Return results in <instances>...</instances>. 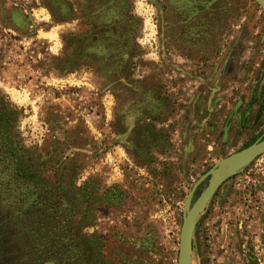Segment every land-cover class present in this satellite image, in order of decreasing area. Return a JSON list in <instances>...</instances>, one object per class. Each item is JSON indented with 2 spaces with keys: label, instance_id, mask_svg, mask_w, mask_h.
I'll return each instance as SVG.
<instances>
[{
  "label": "rangeland",
  "instance_id": "1",
  "mask_svg": "<svg viewBox=\"0 0 264 264\" xmlns=\"http://www.w3.org/2000/svg\"><path fill=\"white\" fill-rule=\"evenodd\" d=\"M0 92L22 109L26 147L69 143L77 186L97 192L83 231L114 264H179L193 184L264 139V9L0 0ZM209 179L190 202L187 263L264 264V152L198 204Z\"/></svg>",
  "mask_w": 264,
  "mask_h": 264
},
{
  "label": "trees",
  "instance_id": "2",
  "mask_svg": "<svg viewBox=\"0 0 264 264\" xmlns=\"http://www.w3.org/2000/svg\"><path fill=\"white\" fill-rule=\"evenodd\" d=\"M22 116L0 92V264H114L103 237L83 231L97 192L91 179L77 186L69 143L26 147Z\"/></svg>",
  "mask_w": 264,
  "mask_h": 264
},
{
  "label": "water",
  "instance_id": "3",
  "mask_svg": "<svg viewBox=\"0 0 264 264\" xmlns=\"http://www.w3.org/2000/svg\"><path fill=\"white\" fill-rule=\"evenodd\" d=\"M254 1L260 7H262L264 9V0H254ZM263 152H264V139L259 141L257 144H254L248 148L242 149L241 151L231 155L230 157H227V158L217 162L216 164H214L212 166V168H210L208 170V172L206 174H204L199 180H197L193 184V186H192V188H191V190H190V192L186 198L185 205H184V214H183L182 226H181L180 235H179V247H178L179 248V250H178L179 264H188L187 263L188 251H189L188 236H189L190 225H191L190 224L191 216H192V212L195 208V206L193 208H190V202H191V199H192V196H193L195 190L200 185V183L206 177H210L209 184L205 188L202 196L200 197L198 204H201L210 195V193L213 191L214 186L219 181L224 179L225 176H227L230 173L235 172L236 170L240 169L245 164L254 160L257 156H259ZM236 158H239L240 161L238 162L237 166H235V168L233 170H231L229 173H227L226 175H224L220 179H218L216 181L213 180V174L216 170H218L221 166L233 161Z\"/></svg>",
  "mask_w": 264,
  "mask_h": 264
},
{
  "label": "bare ground",
  "instance_id": "4",
  "mask_svg": "<svg viewBox=\"0 0 264 264\" xmlns=\"http://www.w3.org/2000/svg\"><path fill=\"white\" fill-rule=\"evenodd\" d=\"M239 161H240L239 158H236L233 161L221 166L218 170L214 172L213 180L216 181L220 179L221 177H223L224 175H226L227 173H229L231 170L235 168V166H237Z\"/></svg>",
  "mask_w": 264,
  "mask_h": 264
}]
</instances>
